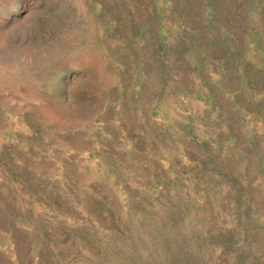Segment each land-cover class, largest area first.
<instances>
[{
  "label": "rangeland",
  "instance_id": "rangeland-1",
  "mask_svg": "<svg viewBox=\"0 0 264 264\" xmlns=\"http://www.w3.org/2000/svg\"><path fill=\"white\" fill-rule=\"evenodd\" d=\"M0 264H264V0H0Z\"/></svg>",
  "mask_w": 264,
  "mask_h": 264
}]
</instances>
